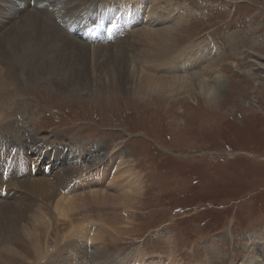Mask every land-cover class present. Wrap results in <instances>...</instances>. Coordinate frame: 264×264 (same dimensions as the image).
Instances as JSON below:
<instances>
[{"label":"rangeland","instance_id":"rangeland-1","mask_svg":"<svg viewBox=\"0 0 264 264\" xmlns=\"http://www.w3.org/2000/svg\"><path fill=\"white\" fill-rule=\"evenodd\" d=\"M30 1L6 27L0 26V38L9 40L7 26L21 22L28 11H37L38 6ZM63 1L59 16L68 19L80 12L91 20L98 15V24L106 32L120 6L115 10L116 1L124 0ZM172 1L183 5L181 16L188 14V18L165 50L145 44L140 55L130 46L133 39L130 45L122 43L142 26L139 24L128 32L123 30L125 35L118 39L100 36L103 40L92 42L67 33L55 16L48 20L62 28L65 39H71L68 43L53 38L60 50L40 48L35 53L34 44L29 42L34 50L28 56L22 44L15 57H5L12 56L4 54L8 41L0 43V194L5 188V196L0 198V264H74L73 258L80 264H107L105 258L95 255L98 250L118 262L129 257V264H140L139 257H159L164 264L174 258L186 264H243L252 238L264 235V0ZM123 5L122 14L129 18L131 9ZM156 6L163 12L159 4ZM67 26L71 28V24ZM84 30L87 37L88 29ZM83 40L90 46L102 44L105 49L122 43L131 49L124 58L135 68L137 58L145 53L151 62L161 53L180 48L187 54L202 44L207 58L201 57L203 60L187 74L202 72L207 64L216 67L223 74L220 93L212 104L197 91L192 95L182 91L172 98L143 95L135 86L140 74L134 73L135 80L129 81L127 76L132 75L121 66L114 73L101 64L103 54L97 60L90 54L84 64L72 65L68 57L61 58L63 53L76 57L75 41ZM134 53L138 57H133ZM182 56L174 57V69H169L172 61L167 62V68L161 66L162 59L156 63L163 69L153 66L150 73L173 76L176 72L174 75L184 77L177 69ZM138 68L147 71L144 65ZM207 71L202 72V78L213 89L216 78L212 69ZM87 144L100 149V155H87ZM79 145L84 151L79 152ZM14 152L13 158L24 157V163L17 161L6 175L4 169L12 164L6 155ZM82 158L84 162L79 164ZM106 162L98 187L107 185L117 174L121 178L117 185L128 178L139 184L140 193L120 206L85 202L61 216L51 209V202L31 190L32 178L37 180V176L63 198H73L95 186L94 182L89 188H75L78 175L90 176L104 169ZM123 167L127 175L122 174ZM76 169L80 174L71 177ZM109 186L112 191L119 188ZM25 214H43L44 222L38 219L33 227ZM261 241L257 264H264ZM92 255L99 260L92 262Z\"/></svg>","mask_w":264,"mask_h":264},{"label":"bare ground","instance_id":"bare-ground-1","mask_svg":"<svg viewBox=\"0 0 264 264\" xmlns=\"http://www.w3.org/2000/svg\"><path fill=\"white\" fill-rule=\"evenodd\" d=\"M81 1H85V0H81ZM137 1L138 0H124L122 3L127 4V8L131 9V15H130L129 19H135V22L139 23V25H142V26H140L141 28L140 27L136 28V26H135L134 28H136V29L132 33V37L128 36L126 39H124L121 42L125 43L126 41L129 42L131 39H133L134 41H132V40L130 41L131 45H130V42L128 43V45L133 47V50L138 51L137 53H139L140 55H141L140 51L144 50L143 48L146 46L145 44L155 45L158 48L162 46V47H164L163 49L165 50V45L170 44L172 42V39H174V35H176V33L179 31V28H181L183 26V24H184L183 21L188 18V14L185 16H181V14H182L181 10L183 9V5L182 4L179 5L178 3L173 2L172 0H140V2H137ZM231 1H238L239 2L242 0H231ZM26 2L29 3V0H0V26L5 25V27H6L9 20H12V19H14L15 16L19 15V13L22 12L21 6L25 5ZM38 2L40 4H42V0H38ZM64 3H66V1H63V0H55L53 4H49V2H45V4L43 6H38L37 11L31 10V11H28L27 13H25L22 16L23 20L21 22H16L14 24V26L10 27V28H9V26H7V31L9 33H11V36L8 37L9 40H7L5 37L0 38V43L4 44V42L8 41V43L7 42L5 43L7 50L5 49L4 54H7L8 52H10V54H12V56L5 55V57L6 56L7 57H15L14 53L19 51L18 47H20L22 44L23 45L25 44V45L21 49H22V51H26L27 56H28L29 52L33 51L34 49H35V53L40 48L50 49L53 51L60 50V48H61L60 46L52 43L54 41L53 38H60L62 41L69 43L71 40V39H69L70 36H69V38H67V39H69L67 41V39H65L66 36H65V33L62 31V28L58 24H56L54 22L51 23V21H49V20L53 19L54 16L56 17V22H60V23L67 19L64 17L62 18L61 16L58 15L61 11V6ZM156 3L159 4L160 8L161 7L163 8L162 9L163 12H161V13L159 12V10L156 6ZM140 5L142 8L141 11H140L141 8L139 9ZM3 6L11 7L10 8L11 10H9L8 8L4 9L5 7H3ZM54 7H56V8H54ZM48 12H50V13L47 14ZM144 12H145V14H143ZM41 13L43 15H46V18L41 16L42 15ZM127 22H129V21H127ZM70 24L72 25V23H70ZM72 26H71V28H72ZM85 28L88 29V34H89L94 27H85ZM76 29H77V27L74 26L73 31H76ZM88 34H87V39L91 36ZM78 38H80V37H78ZM137 41L139 42V45H140L139 47L137 45ZM29 42H30V45H31V43L34 44L33 45L34 47L29 45L30 47H33L34 49L30 50L31 48L27 45V43H29ZM75 42L77 44V46H75L76 47L75 52H77V53H75V54H77V55H75L76 57L71 58L69 56V54L67 55V54L63 53V54H61V58L63 57V59H64V58L68 57L67 60L71 61L72 65L75 62L84 64L87 62V59H89L88 57L90 54L93 55V58H91L93 60L96 59L98 56H100V54L101 55L103 54V60H102L103 62H101V64L102 65L105 64L106 67L111 68L114 73L117 71L116 68L118 67V69H119V67L121 66V69L124 70V72L130 73L132 75V76H130V75L127 76L129 81H132L133 77L135 80L134 73L138 72L140 74L139 81L137 82V84H135V86L137 87L138 90L142 91L143 95L144 94H146V95L147 94H158L161 96H166V97L172 98L174 95L178 96L180 92L182 93V91L188 92V94H190V95H192L193 91H197L202 99H204L208 103L211 102V104H212V102L214 101V98H217L216 96L220 93L223 74L220 72V70L215 69L216 67L212 68L213 66H210L207 64L202 69V72L203 71L206 72L207 70L212 69V72L216 78V86H213V89L208 87L209 85H207L206 82L204 81V79L202 78V72L201 71L200 72L191 71L189 74H187L188 71H190L196 67V65L198 64V61L200 59L203 60L202 58H207L208 53L206 54V56H203L205 46H203L202 44H198L196 47H193L192 51L187 52V54H184L185 51L181 50L180 48H179V50L177 49L173 53L170 50L171 52H168L166 55H162L161 51H157V52L161 53L160 56H158V54H157L156 56H158L157 57L158 59L155 61H151V62L146 60V57H145L146 53L144 54V56L142 58H139L138 55H136V53H134L132 56L138 57L137 58L138 62H136L138 67H139V65H141V66L144 65L145 69L147 71H149V72H147V71L143 72L138 67H136V68L133 67L132 64H130L129 60L126 61V59L124 57H128L127 55L131 54V49L124 46V45H121L122 43L118 44L119 43L118 42L116 46H112V47L106 46V49H105V47H102V44H95L94 43L92 46H90L89 44H91V43H87L84 40L83 41H75ZM207 44L209 46V43H206V45ZM51 45H52V48H51ZM117 49L118 50H124V51L118 52ZM211 50L212 49H210V52H211ZM147 51H149V50L147 49L146 52ZM38 52H40V51H38ZM44 52H47V51H44ZM44 52H42V53H44ZM32 53H34V52H32ZM179 53H181V54H179ZM182 54H183V56L181 57V59H179L180 61L178 60L179 63L177 62L178 63L177 65L179 66V67L177 66L178 67L177 69L179 71V72L178 71L177 72L178 73L183 72L184 77L178 76L177 74L174 75L176 72L173 73V76L172 75L167 76L165 74H159V76H158V75H156V74H158L156 72H155L156 74L155 73L152 74V72L150 73V70H149L150 67L154 66L153 67L154 69L158 68L157 67L158 65L156 63L158 60L163 59V61H162L163 64L161 66H164L167 68V67H169L168 65L165 66L167 64V62H169V61L173 62L176 59L174 57L180 56ZM213 54L216 55V52ZM22 55H23V53H22ZM149 55H151V52ZM24 56H25V53H24ZM24 56H22V57H24ZM146 56H148V54H146ZM156 56H154V57H156ZM148 57L150 58V56H148ZM169 57H173V58L171 60H168ZM41 58H39V59H41ZM77 58H79V60H81V59L82 60L78 61ZM16 59H18V58H16ZM22 60L25 61L23 58H22ZM29 60L30 59H28V61ZM4 61H6V60H4ZM14 63H16V61H14ZM175 63L176 62H173L172 64H170L171 66L169 67V69H172V68L174 69L176 66ZM181 64L183 66H181ZM63 65H65V64L63 63ZM161 66L159 68H162ZM20 70H22V69H20ZM171 71H173V70H171ZM11 72H13V71H11ZM21 72H23V71H21ZM70 73H72V72H70ZM11 77H13V76H11ZM77 77H78V75H77ZM136 77H139V75ZM180 77H182V78H180ZM13 80L14 79L12 78L11 81H13ZM9 81H7V82H9ZM217 81H218V84H217ZM1 82H2V80H1ZM140 82H141V84H139ZM77 83L81 84L82 80L77 79ZM83 83H85V82H83ZM207 102H206V104H207ZM82 144L83 143H81V145ZM74 146H75V144H74ZM87 147H89L90 149L89 150L86 149V154L91 152L92 154H94V156H95V154H96V156L100 155V151H99L100 149H97V147L94 144H92L91 146L87 144ZM80 148H81V150L79 152H82V150L84 151L83 147L80 146ZM92 148L95 150L90 151V150H92ZM0 152H2V151H0ZM84 158L79 160L78 163L82 164L84 162ZM0 160H1V158H0ZM107 166H108V164L106 162L104 169H101V170L99 169V171L98 170L95 171L90 176L88 175V173L84 174L85 176H79L78 174H80V169H76L75 171L73 170V174L71 175V177H76L78 175V179L76 180V178H75V180H76L75 181V186H76L75 188H78L81 186H84V188H87V187L89 188V187H92V185H93L92 183H94V182H95V186H96V187L94 186V187L90 188V190L88 192H84L85 189L83 188L84 190L79 194H74L73 198H71L72 196L68 197V198H63V195L60 196L58 194V191H56L55 188L52 187L49 182L45 181V179H43V178H42V180H40L41 178L37 177V176H36L37 180H35V177L32 178L33 180L31 183V186H32L31 190H33V193L38 195V197L40 199H44L46 201L51 202V209L54 212H56V214H60L61 216L64 214L66 216L67 213H70L75 209L76 205L81 204V203L92 202V203L100 204L101 206L102 205L103 206L104 205H108V206L110 205V207L120 206V204H122V202L124 200H129L130 198H132L134 196L136 197L140 193V191H139L140 188L138 187L139 184L138 183L134 184L133 182L129 181V178L125 179L124 182H122L124 180V179H122L121 183H119L117 185L116 181H119L121 179L120 177L117 176L118 174L114 175L112 180L107 185H105L104 187H98L97 186L99 184L98 182L101 181L105 176ZM119 167H120V165L117 166L118 170H119ZM1 168H2V165H1ZM82 169H84V168L82 167ZM124 173H126V175H127V170L125 168L123 169L122 174L124 175ZM81 174H83V173H81ZM86 175H88V176H86ZM108 176H109V173H108ZM110 178H111V176H110ZM66 179H63V180L66 181ZM69 179L70 178H68V180ZM107 179H108V177H107ZM61 183H62V181H61ZM63 185H65V184H63ZM109 185H115L119 188L116 189V191L115 190L112 191V190H110L111 188ZM75 188H74V190H75ZM82 206H84V205H82ZM77 210H78V208H77ZM32 212H33V210H32ZM25 218H27V220H31L30 225H32V223H33V227H35L36 226L35 223L38 221V219L41 222L44 220V215L38 214V215H31V216L27 217V215L25 214ZM73 231L75 232L76 229ZM77 233L79 234V232H77ZM81 236H82V234H81ZM256 238H257V236H255L254 239L252 238L251 248H250L249 252L246 254V256L243 257L244 258L242 260L243 264H257L258 257H259V254H257V250H259L258 253L260 252L258 242L260 239L263 240L261 242L264 246V235H262V237L258 240ZM97 248H99V247L97 246ZM95 251L96 250H94V252ZM95 255L99 256V258L101 257L102 259L105 258L104 260L107 262V264H129L128 262L131 260V259L129 260V257H127L128 260H126V261L124 260L125 258L121 259L119 262L115 261V260H113L112 257L108 256L102 250L96 251ZM260 255L262 256V258H264V252L260 253ZM92 258H93L92 262H96L99 260V258H96L95 256H93ZM251 258H252V260H250ZM73 259H74L73 261L75 262L74 264H80L78 262L79 260L76 262L75 258H73ZM144 259H145V257H142L141 259L139 257V259L137 261L140 262V264H164V262H160L159 257H156L154 259H148V258H146V260H144ZM156 259H158V260H156ZM142 261H144V262H142ZM99 264H100V262H99ZM166 264H186V263L180 261L179 259L177 260L176 258H174L173 260H170V259L167 260Z\"/></svg>","mask_w":264,"mask_h":264}]
</instances>
